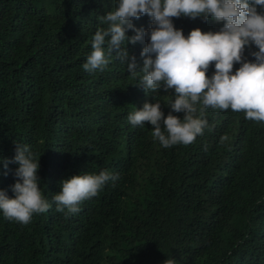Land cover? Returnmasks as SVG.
Segmentation results:
<instances>
[{"label": "trees", "instance_id": "obj_1", "mask_svg": "<svg viewBox=\"0 0 264 264\" xmlns=\"http://www.w3.org/2000/svg\"><path fill=\"white\" fill-rule=\"evenodd\" d=\"M118 3L0 0V157L11 161L16 144L27 145L52 205L26 225L0 210V264H264V121L208 108L203 134L168 148L149 122L133 127L127 117L145 102L159 101L167 117L175 93L146 95L114 54L103 72L83 69L95 33L108 27L98 17ZM172 20L186 37L223 27L211 17ZM134 23L151 27L147 15ZM147 43L127 45L141 64ZM253 51L246 48V61ZM18 167L0 161L10 198ZM101 171L118 179L79 212L56 210L63 180Z\"/></svg>", "mask_w": 264, "mask_h": 264}, {"label": "clouds", "instance_id": "obj_2", "mask_svg": "<svg viewBox=\"0 0 264 264\" xmlns=\"http://www.w3.org/2000/svg\"><path fill=\"white\" fill-rule=\"evenodd\" d=\"M147 15L151 27L137 28L134 20ZM195 20L211 17L223 27L216 32L196 28L186 37L176 29L172 18L181 16ZM98 19L108 25L98 29L93 37L92 52L83 69L89 73L103 72L115 55L127 63L129 74L139 76L140 86L147 92L174 90L175 99L167 105L183 119L170 112L165 117L162 104L145 102L142 109L129 113L133 127L152 126L153 138L165 147L189 145L208 125L205 109L245 113L246 119L264 121V0H119L115 10ZM132 30L135 34L129 36ZM148 39L141 52L142 64L130 55L128 43L133 45ZM252 45L258 49L246 61L244 53ZM215 72L209 77L210 65ZM241 66L233 73L234 64ZM142 74V75H141ZM226 139V137L222 138ZM4 167L18 164L15 170V193L10 198L0 189V210L5 218L28 224L33 214L45 213L51 204L39 184V161L30 148L16 144L11 161L0 157ZM118 179L107 171L97 174L75 175L61 182V191L53 196L58 212L69 214L80 211L79 205L96 197L110 181ZM164 264H175L167 259Z\"/></svg>", "mask_w": 264, "mask_h": 264}]
</instances>
